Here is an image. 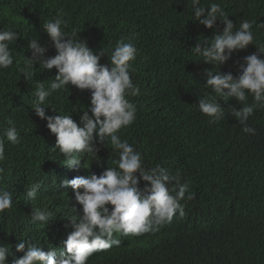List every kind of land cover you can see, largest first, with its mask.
I'll use <instances>...</instances> for the list:
<instances>
[{
    "label": "trees",
    "instance_id": "16d2710c",
    "mask_svg": "<svg viewBox=\"0 0 264 264\" xmlns=\"http://www.w3.org/2000/svg\"><path fill=\"white\" fill-rule=\"evenodd\" d=\"M213 2L237 28L244 19L257 21L254 43L264 44V0H201V5ZM58 9L68 20L65 31L81 30L77 39L86 40L96 52H107L122 37L136 46L135 71L130 75L140 95L128 97L137 105L136 118L118 134L141 153L145 168L160 165L173 175L179 173L180 182L188 186L180 200L184 214L177 211L166 223L181 233L166 259L147 252L143 237L129 240L114 233L113 239L121 243L94 264H264V109H256L248 119L256 129L254 135L243 132V125L227 113L210 122L200 112L199 97L214 94L204 84L205 70L212 65L191 47L224 25L219 20L213 28L199 24L190 0H0V29L14 28L20 35L10 45L13 65L0 69V126L7 127L12 119L22 136L17 145L5 140V160L0 162V183L13 198L12 208L0 213V241L12 253L8 261L20 257L13 251L17 238L30 239L45 251L59 246L71 231L67 217L80 212L71 188L61 181L90 172L99 175L106 167H115L113 161L118 159L106 140L97 144L98 156L81 154L78 167H66L63 154L52 147L54 134L30 107L36 82L47 85L55 79L56 69L43 70L37 63L31 80L18 69L31 56V39L47 47L46 56L55 55L42 24ZM255 52L252 44L235 50L218 70L236 76L242 58ZM100 63H109L106 55ZM48 100L58 113L46 106L47 115L70 114L79 123L90 92L68 85ZM247 103H252L251 95ZM220 104L225 109L241 106L235 99ZM36 181L41 187L30 201L26 192ZM144 183L140 181L139 187ZM189 193L192 199L187 198ZM36 208L53 214L48 225L31 221Z\"/></svg>",
    "mask_w": 264,
    "mask_h": 264
},
{
    "label": "clouds",
    "instance_id": "9594fccd",
    "mask_svg": "<svg viewBox=\"0 0 264 264\" xmlns=\"http://www.w3.org/2000/svg\"><path fill=\"white\" fill-rule=\"evenodd\" d=\"M190 4L193 19L199 24L213 28L219 20L224 25L222 31L214 32L210 38L198 39L191 47L196 56L212 65L205 70L204 84L214 94L200 96L197 107L210 118V122L224 119L227 113L243 125V132L254 135L256 129L248 125V119L256 109H264V44L254 43L252 31L257 21L244 19L237 28L220 4L213 2L202 6L201 0H190ZM64 17L63 10L58 9L53 18L42 24L55 55L46 56L48 49L39 39L28 42L31 56L25 57L24 66L18 69L25 80L33 79L37 63L43 70L56 69L55 79L47 85L36 82L30 107L37 117L46 121L47 129L54 134L52 147L63 154L66 167H78L81 154L98 156L97 144H105L106 140L118 154V159L113 161L115 167H106L99 175L90 172L61 181L62 186L71 188L80 212L72 206L78 214L67 217L71 231L59 246L45 251L30 239L17 238L13 251L20 257L8 261L11 248L0 241V264L98 263L113 250V245L121 243L113 239L114 233L125 235L129 240L143 237V248L147 252L154 251L160 260L166 259L181 234L180 230L166 223L171 222L177 211L181 216L184 214L180 200L185 198L188 186L180 182L179 173L173 175L160 165L145 168L141 153L118 134L136 118L137 105L128 97L140 95L139 87L132 82L130 75L135 71L132 61L136 58L137 48L122 37L107 52H96L88 47L86 40L77 39L81 30L65 31L68 20ZM18 37L20 35L14 28L0 29V69L13 65L10 45ZM249 44L255 45L257 52L242 58L238 75L218 70L235 50L246 49ZM105 55L108 64L100 63ZM68 85L90 92V103L81 110L79 123L70 114L47 115L45 111L47 106L57 112L48 98ZM249 95L252 96L251 104L247 103ZM230 99H235L241 106L223 108L220 101L227 103ZM7 125L0 126V162L5 160V140L11 145L22 140L20 129L12 119L7 120ZM140 181L145 182L142 188L139 187ZM40 187L41 182L36 181L27 189L30 201L37 198ZM187 198L192 199V194L189 193ZM12 199L7 186L0 183V213L12 208ZM30 215L33 223L43 225H48L53 216L50 211L39 208L32 210Z\"/></svg>",
    "mask_w": 264,
    "mask_h": 264
}]
</instances>
